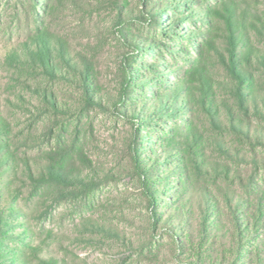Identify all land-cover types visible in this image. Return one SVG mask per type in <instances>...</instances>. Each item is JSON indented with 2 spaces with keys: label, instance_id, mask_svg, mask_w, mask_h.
<instances>
[{
  "label": "trees",
  "instance_id": "1",
  "mask_svg": "<svg viewBox=\"0 0 264 264\" xmlns=\"http://www.w3.org/2000/svg\"><path fill=\"white\" fill-rule=\"evenodd\" d=\"M135 1L113 0V32L129 50L112 95L93 60L52 27L64 1L15 0L2 64L5 104L23 123L14 127L0 106V264H58L39 256L23 187L90 199L112 179L83 135L95 108L132 125L129 161L151 239L168 236L181 264H264V2ZM32 133L33 157L16 145Z\"/></svg>",
  "mask_w": 264,
  "mask_h": 264
},
{
  "label": "rangeland",
  "instance_id": "2",
  "mask_svg": "<svg viewBox=\"0 0 264 264\" xmlns=\"http://www.w3.org/2000/svg\"><path fill=\"white\" fill-rule=\"evenodd\" d=\"M62 1L65 3L54 14L52 27L68 38L73 49L93 60L103 90L115 95L116 73L129 47L113 32V0ZM14 2L0 0V106L4 116L19 128L23 114L18 107L5 104L12 89L2 64L5 48L14 40L10 23L17 10ZM135 2L129 0L131 5ZM87 120L91 129L85 128L83 135L88 153L95 164L114 175L104 180L90 199L54 197L47 189L30 195L28 187H23L20 202L39 256L58 264H181L169 254L168 236L151 239L147 201L129 161L131 123L112 109L95 108ZM35 136L32 133L29 142L22 143L24 137L16 142L19 150L26 149L31 157L36 155ZM260 180L264 186V168ZM151 241L162 250L160 260L151 259L155 253Z\"/></svg>",
  "mask_w": 264,
  "mask_h": 264
}]
</instances>
